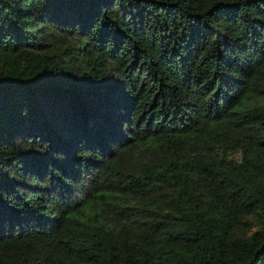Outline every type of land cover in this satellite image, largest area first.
I'll return each mask as SVG.
<instances>
[{
    "label": "trees",
    "instance_id": "16d2710c",
    "mask_svg": "<svg viewBox=\"0 0 264 264\" xmlns=\"http://www.w3.org/2000/svg\"><path fill=\"white\" fill-rule=\"evenodd\" d=\"M0 264H264V0H0Z\"/></svg>",
    "mask_w": 264,
    "mask_h": 264
}]
</instances>
